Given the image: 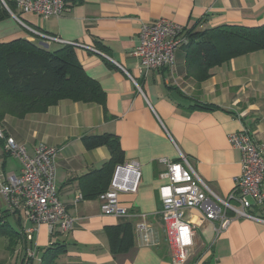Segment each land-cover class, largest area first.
<instances>
[{
  "label": "crops",
  "instance_id": "1",
  "mask_svg": "<svg viewBox=\"0 0 264 264\" xmlns=\"http://www.w3.org/2000/svg\"><path fill=\"white\" fill-rule=\"evenodd\" d=\"M15 14L25 26L12 15L0 21V43L24 39L53 52L73 47L86 74L105 92L106 106L63 100L47 113L5 119L6 133L30 155L39 144L58 150V197L75 221L69 233L57 229L51 235L41 226L30 244L25 212L8 210L0 199V213L8 212L24 241L9 250L11 264H40L43 251L52 245L66 250L58 264H173L177 250L161 216L160 189L168 184L161 177L166 171L161 159L177 162L182 152L207 186L227 199L234 178L242 173V155L230 145L229 135L248 130L264 145V51L217 66L209 79L198 83L187 74L181 47L173 67L143 75L133 55L141 30L161 19L182 26L187 35L223 25L259 26L264 24V0H76L58 18ZM30 29L62 42L43 40ZM196 105L214 110H192ZM104 134L119 139L124 164L141 166L138 192L119 195L120 205L132 214L126 219L103 215L99 197H83L85 177L109 162L111 152L107 147L87 151L82 138ZM8 157H2L0 172L20 174L21 165L13 157L18 165L8 169ZM251 213L264 216L260 210ZM186 218L195 226L197 242L186 264H264V223L236 220L217 235L216 224L202 221L199 211H187ZM144 219L154 232L155 245H145L137 232L136 225ZM123 222L133 225L135 245L113 255L106 229ZM32 245L36 261L25 257L23 262Z\"/></svg>",
  "mask_w": 264,
  "mask_h": 264
},
{
  "label": "built area",
  "instance_id": "2",
  "mask_svg": "<svg viewBox=\"0 0 264 264\" xmlns=\"http://www.w3.org/2000/svg\"><path fill=\"white\" fill-rule=\"evenodd\" d=\"M3 7L18 22L24 23L9 8L6 0H0ZM16 11L34 14L43 19L58 18L69 11L76 0H15ZM43 40L60 41L50 35L30 29ZM62 42V41H60ZM189 42L184 28L165 19L143 26L140 44L134 51L139 60L140 73L171 68L176 62V51ZM0 143L9 157L18 160L20 174L0 172V199L10 211L25 212L31 224L26 229L30 244L45 225L53 235L57 229L69 233L75 221L60 202L56 186L55 158L58 150L46 144H39L33 155L7 136L0 127ZM230 145L242 155V173L234 178V187L222 199L205 183L188 158L180 152L177 162L161 159L166 171L161 175L168 184L160 189L162 200L161 216L177 249L173 264H186L196 246L195 226L186 218V212L197 210L201 220L216 224L215 232L220 235L236 220L249 219L264 223V216L251 212L260 210L264 214V145L257 144L248 130L229 135ZM141 166L137 162L119 165L107 192L99 196L101 212L106 216L126 219L132 216L119 202L121 193H137L141 180ZM81 198V197H80ZM141 217L146 218V215ZM145 245H155L153 230L145 219L136 225ZM29 261H36L37 251L32 246L26 250ZM32 264V263H31Z\"/></svg>",
  "mask_w": 264,
  "mask_h": 264
},
{
  "label": "trees",
  "instance_id": "3",
  "mask_svg": "<svg viewBox=\"0 0 264 264\" xmlns=\"http://www.w3.org/2000/svg\"><path fill=\"white\" fill-rule=\"evenodd\" d=\"M6 3L16 13L15 2L6 0ZM10 16L0 2V21ZM188 37L189 42L182 47L186 54V71L198 83L209 79L217 66L264 51V24L253 27L223 25L191 32ZM63 100L106 106L105 92L86 74L73 47L53 52L24 39L0 43V127L4 129L3 124L9 116L24 119L30 114L47 113ZM192 110L211 111L214 107L196 105ZM82 142L87 151L107 147L111 152L109 162L85 177L83 197L96 199L110 188L117 166L125 162L124 153L114 135H86ZM9 216L8 212L0 213V238H5L9 250L13 251L24 241L11 225ZM106 234L113 255L127 253L135 245L133 225L129 222L107 228ZM24 248H27L26 242ZM65 251L62 246L52 245L43 251L40 264H58V258Z\"/></svg>",
  "mask_w": 264,
  "mask_h": 264
},
{
  "label": "rangeland",
  "instance_id": "4",
  "mask_svg": "<svg viewBox=\"0 0 264 264\" xmlns=\"http://www.w3.org/2000/svg\"><path fill=\"white\" fill-rule=\"evenodd\" d=\"M4 155H5V153L2 151V148H1V145H0V163L1 164L3 162V160H2L3 158L2 157ZM15 163H16V165H18L17 161L12 159L11 157H8V169H11V166L13 167L15 165ZM17 252H18V254H16V255H17V259H18V257L20 258L21 249H18ZM0 264H11V252L8 249L7 241H5L3 239H0Z\"/></svg>",
  "mask_w": 264,
  "mask_h": 264
}]
</instances>
